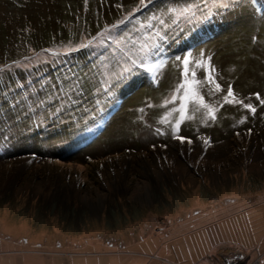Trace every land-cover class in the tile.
Instances as JSON below:
<instances>
[{
	"label": "rangeland",
	"instance_id": "1",
	"mask_svg": "<svg viewBox=\"0 0 264 264\" xmlns=\"http://www.w3.org/2000/svg\"><path fill=\"white\" fill-rule=\"evenodd\" d=\"M261 100L264 0H0V264H264Z\"/></svg>",
	"mask_w": 264,
	"mask_h": 264
},
{
	"label": "snow or ice",
	"instance_id": "2",
	"mask_svg": "<svg viewBox=\"0 0 264 264\" xmlns=\"http://www.w3.org/2000/svg\"><path fill=\"white\" fill-rule=\"evenodd\" d=\"M151 3H153V0H139V5L141 7H147L148 4H151ZM225 7H227V5H225ZM139 10H140V8L136 9V11H139ZM167 11L172 14L173 18H175L176 16H184L188 13H192L191 8H188V9L169 8V9H167ZM130 16H131V14L129 16L125 17L123 20H121V23L123 24L127 19L130 18ZM161 22L163 23V21H161ZM90 46H91V42H89L88 44H81L80 45V47H82V48L90 47ZM158 50L159 49L157 47V51ZM191 56H192V54L189 53L188 56H185L183 58H181L179 56L176 57L177 61L182 60V63L184 66L183 75L185 77V80L176 89V92L182 93L183 102H181L179 108L172 109V111H169L160 120V123H162V124H170L171 121L169 120V117L172 116L173 113H178L179 118L175 121V128L177 131L179 130L181 123H183L185 120H192L193 119V116L188 114L189 104H192L194 106V111L199 112L201 109H204L205 110V113H204L205 119H215L216 118L215 109L209 103L205 102L204 95L201 93V91L199 89V82L195 80L196 73L194 71H192L191 73L189 72L190 63H191V61H190ZM195 63L197 65L202 66L203 61L197 60V61H195ZM161 67H163V62L155 64V65H148L147 70L149 72H153L156 69H159ZM189 75H191L193 77L192 80L187 79V77ZM208 80L210 83H214L212 81L211 75L208 76ZM217 91H222V88H221L220 84L215 83L214 88H211V87L209 88L208 95H215V93ZM229 97H232L233 99H229ZM178 99H179V97L176 94H173L171 97L168 98V100L165 101V105L173 103V102L177 101ZM234 99H235L234 93H233L232 89L229 88L227 91V95L224 97V100L227 103L231 104V103H233ZM261 103H264V100H261ZM243 107L250 109L253 113H255V111H256V109L251 104H243ZM156 132L159 134H163L160 132L159 128L156 129ZM174 138L177 140H180L181 143L185 142V139H186L180 135H175ZM187 142L191 143V140H188ZM204 142L206 144L208 143L207 140H205ZM3 148H4V146L0 145V151H3Z\"/></svg>",
	"mask_w": 264,
	"mask_h": 264
},
{
	"label": "crops",
	"instance_id": "3",
	"mask_svg": "<svg viewBox=\"0 0 264 264\" xmlns=\"http://www.w3.org/2000/svg\"><path fill=\"white\" fill-rule=\"evenodd\" d=\"M218 257L219 259L223 260L226 264H239L241 259H243V261L240 264H248L252 261L250 257L239 256L236 255L235 252H231L225 249L219 252Z\"/></svg>",
	"mask_w": 264,
	"mask_h": 264
},
{
	"label": "trees",
	"instance_id": "4",
	"mask_svg": "<svg viewBox=\"0 0 264 264\" xmlns=\"http://www.w3.org/2000/svg\"><path fill=\"white\" fill-rule=\"evenodd\" d=\"M255 1V0H254ZM107 35H108V32H107ZM101 37H103V36H101ZM112 36L111 37H103L102 39H103V45H105V44H109L110 42H113L114 40H112ZM95 46V45H94ZM91 49H95V48H93V45H91Z\"/></svg>",
	"mask_w": 264,
	"mask_h": 264
}]
</instances>
